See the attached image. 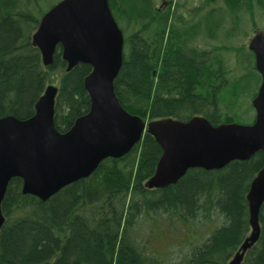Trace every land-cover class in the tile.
I'll list each match as a JSON object with an SVG mask.
<instances>
[{
  "label": "trees",
  "instance_id": "1",
  "mask_svg": "<svg viewBox=\"0 0 264 264\" xmlns=\"http://www.w3.org/2000/svg\"><path fill=\"white\" fill-rule=\"evenodd\" d=\"M49 1L0 0V117H30L54 83L53 122L63 132L89 109L83 79L91 66L79 62L66 70L60 45L53 62L42 63L31 34L54 4ZM108 3L124 35L114 80L124 109L147 120L200 115L218 124L239 117L240 97H252L260 76L253 53L232 39L234 32H246L241 13L249 14L252 29L262 27L264 0H201L178 17L170 4L158 11L155 0ZM255 10L263 16L259 24ZM218 34L221 44L200 46V38ZM222 89L231 91L226 104ZM245 105V111L253 109ZM161 152L145 133L127 154L105 158L89 176L44 201L22 193L21 179L13 177L1 201L0 264H228L250 231L245 193L262 154L220 169L191 168L174 184L148 188L144 182ZM259 225V239L240 264H264V201Z\"/></svg>",
  "mask_w": 264,
  "mask_h": 264
},
{
  "label": "water",
  "instance_id": "2",
  "mask_svg": "<svg viewBox=\"0 0 264 264\" xmlns=\"http://www.w3.org/2000/svg\"><path fill=\"white\" fill-rule=\"evenodd\" d=\"M31 44L39 49L45 66L53 62L57 45L66 70L79 62L91 66L83 79L90 104L61 132L53 122L57 87L49 84L30 117H0V227L5 218L1 201L13 177L21 178L22 193L44 201L63 186L89 176L103 159L128 153L147 132L162 150L153 174L144 182L148 188L174 184L191 168L220 169L262 152L263 163L246 193L250 232L229 261L239 264L243 251L259 235L258 212L264 201V28L248 41L261 76L250 124H212L203 116L146 121L125 110L114 90L123 61V34L108 0H58L41 15Z\"/></svg>",
  "mask_w": 264,
  "mask_h": 264
},
{
  "label": "rangeland",
  "instance_id": "3",
  "mask_svg": "<svg viewBox=\"0 0 264 264\" xmlns=\"http://www.w3.org/2000/svg\"><path fill=\"white\" fill-rule=\"evenodd\" d=\"M57 0H50L49 2L50 3H55ZM45 1H43L41 3V5L44 4ZM201 2V0H155V3L157 5V9L158 11L159 10H163L164 8L167 7L168 4H170V11H171V14L175 15V17H178V14H181V11H184L186 13H189L190 12V9H191V6L192 5H199ZM48 4L45 3V6ZM254 18L256 19V24L260 23L263 19V16L260 15V13L256 12V10L254 11ZM243 16H242V20L244 23V27H243V30L245 29L246 32L245 33H239L238 32H234L235 34V37L232 39L234 40L232 43H238L239 44H242L244 43V46L247 48L248 47V41L249 39L251 38V36L255 33V30H258V29H261L260 26H257V28H251V25H250V21H251V18L249 16V14L247 13H241ZM174 18V17H173ZM175 22H177L175 20ZM124 25V21L122 23ZM264 21L260 23V25L264 28ZM247 25H249L250 27H247ZM132 28H134L133 26L128 28L126 33L127 34H131V31H132ZM222 34H218L217 35V39H213L211 38L212 40L211 41H208L206 40L205 38H200L199 40H202L200 41V46L206 49H209V47L213 48L215 46H217V44H221L222 43V40H221V36ZM128 46L126 45L125 46V53H127L128 51ZM248 49V48H247ZM235 66V62H233V60L230 61V68L235 70L234 68ZM54 84V83H53ZM57 84V83H56ZM254 90V88L252 87V91ZM230 89H227V91H223V89L221 91H219V98L221 100V102H226L228 103V100L230 98ZM251 93H246V96L245 97H240L241 99H239V107L241 105L242 109H238V111L240 112L239 114V117H235V122H238V123H249L253 120V116H254V112H253V109L251 110H248V111H245L244 109L246 108L245 106V102H250L251 101ZM254 95V94H253ZM252 95V96H253ZM243 99V100H242ZM250 99V100H249ZM243 102V103H242ZM225 103V104H226ZM221 107V106H220ZM223 112H225L223 110ZM145 120V118H143ZM147 120V119H146Z\"/></svg>",
  "mask_w": 264,
  "mask_h": 264
},
{
  "label": "bare ground",
  "instance_id": "4",
  "mask_svg": "<svg viewBox=\"0 0 264 264\" xmlns=\"http://www.w3.org/2000/svg\"><path fill=\"white\" fill-rule=\"evenodd\" d=\"M249 188V187H248ZM248 191V190H247ZM247 193V192H246ZM246 193H245V198H246ZM246 203H247V212H248V217H249V207H248V202H247V200H246ZM262 205V204H261ZM260 208H261V206H260ZM260 208H259V212H258V223H259V213H260ZM248 224H249V221H248ZM2 226V225H1ZM1 228V227H0ZM249 228H250V224H249ZM259 228H260V225H259ZM259 236H260V232H259V235H258V237H257V239L248 247V248H246L244 251H243V255H242V259H243V257H244V255H245V253H246V251L254 244V243H256L257 241H258V239H259ZM245 238H246V236H245ZM245 238L243 239V241L241 242V244L244 242V240H245ZM240 244V245H241ZM240 245H239V247L236 249V251H235V253L236 252H239V250H240ZM234 253V254H235ZM229 264V263H228Z\"/></svg>",
  "mask_w": 264,
  "mask_h": 264
}]
</instances>
